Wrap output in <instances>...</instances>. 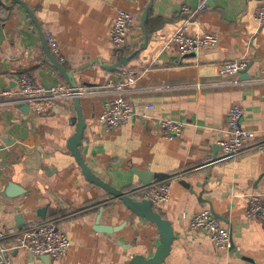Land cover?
I'll list each match as a JSON object with an SVG mask.
<instances>
[{
	"label": "crops",
	"instance_id": "1",
	"mask_svg": "<svg viewBox=\"0 0 264 264\" xmlns=\"http://www.w3.org/2000/svg\"><path fill=\"white\" fill-rule=\"evenodd\" d=\"M22 1L45 39L48 33L55 38L64 58L53 54L46 39L55 59L76 72L78 85L98 91L81 99L86 131L80 149L90 170L131 197L147 186L142 181L182 174L170 184L169 201L154 207L175 234L162 264H264V221L247 216V196L264 195V25L255 18L264 0H210L204 11H198L199 0ZM184 6L196 11L188 35L214 34L215 47L184 56L177 45L166 47L189 17L182 14ZM118 10L136 17L120 50L110 40ZM47 51L30 14L14 0H0V91L17 88L25 56L38 85L68 84ZM138 51L121 69L104 68ZM240 59L248 62L246 75L219 76L224 63ZM127 73L143 74L128 95L137 114L128 125L106 132L98 119L112 97L109 75L121 81ZM149 104L155 108L146 112ZM233 106L243 108L242 125L256 132L251 145L260 148L224 160L217 143L228 136ZM145 113L150 117L141 116ZM152 117L183 122V134L167 139ZM77 120L74 101H59L42 114L26 103H0V227L54 221L71 241L58 259L18 250L14 264L150 260L161 245L157 226L85 178L69 149ZM38 149L45 168L31 170L27 160ZM204 209L230 231L231 251L218 250L207 234L190 230V217Z\"/></svg>",
	"mask_w": 264,
	"mask_h": 264
},
{
	"label": "built area",
	"instance_id": "2",
	"mask_svg": "<svg viewBox=\"0 0 264 264\" xmlns=\"http://www.w3.org/2000/svg\"><path fill=\"white\" fill-rule=\"evenodd\" d=\"M209 1L199 0L198 11L206 10ZM195 13L196 11L189 6L183 7L182 14L189 17L166 46L171 48L172 45H177L181 56L196 54L204 48H212L218 44V38L214 34L194 37L188 35V25L191 23V19H194ZM255 18L259 27H262L264 25V8L256 12ZM135 23V15L125 10H118L110 33V40L115 49L120 50L127 44L129 29ZM46 39L53 54L63 61L64 58L55 38L48 33ZM247 67L248 62L243 59L226 62L221 66L219 76L222 78L235 77ZM23 68L24 71L17 82L16 89L0 91V103H26L30 110L42 114L56 108L59 101L72 102L75 99L81 100L98 93L84 85L71 87L68 84H56L48 88L38 85L27 71V56L23 58ZM142 76L143 74L137 76L134 73H127L124 80L116 81L112 74L109 75L107 92L111 93L112 97L105 102L104 111L98 119L100 126L106 132L128 125L136 116V107L128 99V95ZM154 108L153 104L145 106L146 112ZM141 116L150 117L146 113ZM243 117L244 110L240 106H233L228 112V136L217 143L224 160L236 159L252 148H260L258 145H251L252 140L256 138V132L243 127ZM151 119L164 130L167 139L174 140L183 134L184 123L181 121L164 117H152ZM181 176L182 174L174 175L165 180L138 187L131 192L132 197L150 201L153 207L158 208L169 201L170 184L172 181L180 179ZM247 197L249 200L247 216L260 218L264 221V195L252 193ZM190 230L207 234L218 250H232L230 231L221 225L218 218L209 209H204L190 217ZM70 248L71 241L68 235L60 231L54 221L35 223L27 228L0 227V264H14L13 254L18 250L36 256H49L52 259H58Z\"/></svg>",
	"mask_w": 264,
	"mask_h": 264
},
{
	"label": "water",
	"instance_id": "3",
	"mask_svg": "<svg viewBox=\"0 0 264 264\" xmlns=\"http://www.w3.org/2000/svg\"><path fill=\"white\" fill-rule=\"evenodd\" d=\"M14 1H16L19 5H21L32 17L33 21L35 22V24H36V26L40 32L41 38L43 40V44H44L46 50H48L47 52H48V55H49L51 61L55 64V66L63 74V76L65 77L69 86L77 87L78 82H77L75 75H74L76 72L75 71H67L62 66V64L59 63L57 61V59H55V57L50 53L48 46H47L45 36H44V33L40 29L38 21L34 15V13L32 12V10L22 0H14ZM146 40H147V38H146ZM139 52L140 51L136 52L135 54H133L130 57L122 59L121 61L117 62L116 64L104 66V68L107 70H117V68L127 65ZM98 63H100V62H98ZM87 67H88V65L84 66L83 68H81L79 70V72L86 69ZM247 71H248V69H245L241 74L246 75ZM85 85H88V84H85ZM74 103H75V107H76V110L78 113V120H77L78 126H77L76 134L69 141V149H70L72 155L75 157L77 163L79 164V166L81 167V169L83 171L85 178L89 182H91L92 184L97 185V186L103 188L104 190L108 191L113 196L117 197L120 201H122L124 203V205L127 206L131 211H133L137 215L141 216L142 218L150 221L151 223H153L157 226L159 233H160V236H161V245L157 249L156 253L154 254V256L150 260H145L143 258H135V260L133 261L132 264H162L165 261V259L168 257V255L170 254V251L172 248V243H173L174 238H175V234H174V231H173L171 224L167 220H165L163 218V216H161L158 212H156L154 210V207L150 201H143V202L135 201L126 192L119 190V189L115 188L114 186L104 182L103 180H101L99 177H97L90 170V168L88 167V165L86 164L85 160L83 159V157L81 155V149H80L81 145L83 143L85 131H86V122H85V119L83 117L82 110H81V100L75 99ZM26 108L30 109L28 104H26ZM41 152H42L41 149H38L37 151L34 152V154L32 156H30L28 158L27 166L29 169L37 170L39 168H43V169L45 168L41 164V162H42ZM29 163H31V165ZM154 177H155V175H153L151 179H153ZM151 181L152 180H148V182L142 181V183L144 185H149L151 183ZM233 247H234V242L232 239V249H233ZM46 257L50 258L49 256H46Z\"/></svg>",
	"mask_w": 264,
	"mask_h": 264
},
{
	"label": "trees",
	"instance_id": "4",
	"mask_svg": "<svg viewBox=\"0 0 264 264\" xmlns=\"http://www.w3.org/2000/svg\"><path fill=\"white\" fill-rule=\"evenodd\" d=\"M119 69H121V67H119Z\"/></svg>",
	"mask_w": 264,
	"mask_h": 264
}]
</instances>
